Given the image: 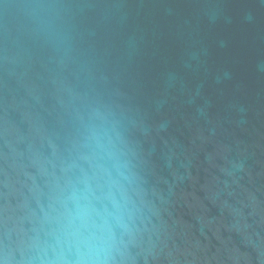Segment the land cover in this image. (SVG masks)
Listing matches in <instances>:
<instances>
[{
	"label": "water",
	"instance_id": "95a60500",
	"mask_svg": "<svg viewBox=\"0 0 264 264\" xmlns=\"http://www.w3.org/2000/svg\"><path fill=\"white\" fill-rule=\"evenodd\" d=\"M264 264V0H0V259Z\"/></svg>",
	"mask_w": 264,
	"mask_h": 264
},
{
	"label": "clouds",
	"instance_id": "9594fccd",
	"mask_svg": "<svg viewBox=\"0 0 264 264\" xmlns=\"http://www.w3.org/2000/svg\"><path fill=\"white\" fill-rule=\"evenodd\" d=\"M87 237H79L76 241V259L66 260L61 259L58 261H40V264H116L114 258L101 257L99 254H93L92 249L89 247L87 252L81 251L80 244L87 246ZM0 264H9L6 259H0ZM18 264H33L32 261H26L23 258Z\"/></svg>",
	"mask_w": 264,
	"mask_h": 264
}]
</instances>
